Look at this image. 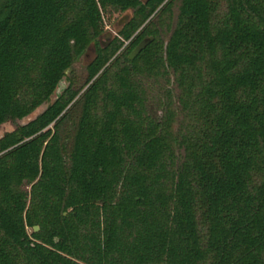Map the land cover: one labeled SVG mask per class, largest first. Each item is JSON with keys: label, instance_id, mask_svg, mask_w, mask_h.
Segmentation results:
<instances>
[{"label": "trees", "instance_id": "obj_1", "mask_svg": "<svg viewBox=\"0 0 264 264\" xmlns=\"http://www.w3.org/2000/svg\"><path fill=\"white\" fill-rule=\"evenodd\" d=\"M92 41L86 89L0 136V264H264V0H0V124ZM171 74L158 117L140 78Z\"/></svg>", "mask_w": 264, "mask_h": 264}, {"label": "rangeland", "instance_id": "obj_2", "mask_svg": "<svg viewBox=\"0 0 264 264\" xmlns=\"http://www.w3.org/2000/svg\"><path fill=\"white\" fill-rule=\"evenodd\" d=\"M165 2V1H164ZM163 2V3H164ZM177 4L178 2H174V4L172 5V8L170 11H166V12H162L163 15L160 17V23L158 25H156L157 23H152L151 26H157L158 28L161 29V35L163 37H166L168 35V33L170 32V29L172 28V25L175 21V16H176V12H177ZM161 7L158 6L155 11L148 17V19L140 26L138 27V29L133 33L132 36H134L136 33L139 32V30L142 28L143 25H145L149 20L153 21L155 19H157V13L159 11V8ZM124 12H120L117 10H110L108 12H104L103 13V17H102V36H101V40H106V38L104 37V33L108 30H110L112 32L111 37L109 38V41L107 44H109V48L108 50H112L113 47L119 43V41H123L122 45L119 46V48L113 53L111 54L110 58L106 61L105 65H107L110 61L113 60V58L115 57V55L119 54L121 51H123L125 45L129 42V39L132 37H130L128 40H125L123 38V35L121 33L118 32L117 28H116V21L118 20L119 17H121V15H123ZM158 21V20H155ZM159 22V21H158ZM97 43L96 41H92L87 48L83 51V53L80 55L79 59L72 65L71 71L68 73V75H70V80L67 78V76L63 77L61 79V84L62 87L59 88V86L57 85V87L55 88V91L51 94L49 101H44L42 102L37 108H35L32 112H30L28 115L16 119L14 122L12 121H5L3 123L0 124V136L9 130H12L13 128H15V126L17 124H21V123H25L28 120L34 118L38 113H40L46 106L48 103H50V101H53L56 97L59 96V94L62 92L63 88L66 87L71 81H72V87L74 89L77 90V95L76 97H78L88 86L89 83H86V78H87V63L90 62L91 60L94 59V57L97 54ZM104 65V66H105ZM115 69H118V65L116 66ZM102 70V69H101ZM100 70V71H101ZM173 75H170V81L167 82L166 79H154L153 77H144V78H140V81L143 82V87L145 88V91L150 94L149 96V100L147 101V106L149 108V110H151L152 112H156V115L158 117H160V115L163 112V106L164 103H161V105L157 102H155V99H157L160 95L164 94V92H166L167 89L171 90L172 92V96H173V103L171 107L175 108V92L177 91L173 81ZM75 97V98H76ZM164 99V97H163ZM177 127V123L176 120L173 123V128L175 129ZM28 232H30V228H27Z\"/></svg>", "mask_w": 264, "mask_h": 264}, {"label": "water", "instance_id": "obj_3", "mask_svg": "<svg viewBox=\"0 0 264 264\" xmlns=\"http://www.w3.org/2000/svg\"><path fill=\"white\" fill-rule=\"evenodd\" d=\"M129 19V14L128 13H124L123 15H121V17L118 18V20L116 21V25H122L124 24L126 21H128ZM112 32L110 30L106 31L103 35L106 38V40H101V36H99V40L101 42L102 45H107L109 38L111 37ZM59 88L62 87L61 84V80L58 83ZM38 229V225H34V230Z\"/></svg>", "mask_w": 264, "mask_h": 264}]
</instances>
